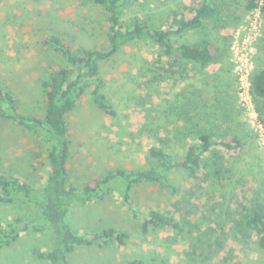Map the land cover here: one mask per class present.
I'll use <instances>...</instances> for the list:
<instances>
[{"label": "rangeland", "instance_id": "374dc122", "mask_svg": "<svg viewBox=\"0 0 264 264\" xmlns=\"http://www.w3.org/2000/svg\"><path fill=\"white\" fill-rule=\"evenodd\" d=\"M227 1L225 14L235 12L240 16L226 18L228 26L224 32L230 34L229 43L221 44L218 31L204 29L200 34L217 40L228 52L237 83V100L243 116L238 118L239 127L229 125L226 129L236 132L241 143L232 150L218 146L230 168L229 176L193 191L192 179L178 171L175 183L180 192L177 194L153 185L134 189L133 196L140 203L182 218L185 229L182 233L151 230L143 234L139 221L131 217L125 206L117 181L111 183L113 190L105 197L86 204L73 202L67 221L74 231L114 227L128 232L130 237L126 245L78 246L70 255L71 264H123L134 257L168 264H228L231 250L235 256L229 262L233 264H264V250L254 239H242L231 225L233 215L229 217L230 213L239 217L232 210H237L245 196L264 197V137L251 113L241 104L231 61L232 40L248 10L243 0H239L242 2H238L237 9L236 0ZM180 3V0H141L127 14L151 15L160 25L165 19L163 12ZM49 33L66 36L76 45L109 44L104 9L92 0H0V83L18 95L25 111L36 115H41L38 106L43 100L40 79L58 60L56 54L42 45ZM256 49L255 62H258L264 59V26ZM158 54L157 47L142 41L124 47L102 62L107 82L105 91L116 105V116L100 111L88 97L69 115L72 145L68 167L78 185L102 176L109 169L141 167L147 161L148 150L158 145L159 136L169 134V130L171 143L179 155L182 141L190 140L177 129L183 123L179 114L181 106L178 107L182 102L200 104L190 114L203 124L204 109L209 108L206 104L209 101L203 99L215 81L205 85L202 80V86L194 91L193 86H188L185 72H166L160 68ZM167 121V128L161 131L160 126ZM215 128L211 130L214 135ZM46 149V143L0 117V155L4 167L38 188L45 184L49 170ZM211 195L214 197L209 202ZM214 202L219 205L216 211L208 208ZM18 214L32 218L33 206L20 200L16 206L0 208L2 218ZM51 237L47 227L42 232H23L13 246L0 249V264L33 262L32 248L52 247Z\"/></svg>", "mask_w": 264, "mask_h": 264}, {"label": "trees", "instance_id": "16d2710c", "mask_svg": "<svg viewBox=\"0 0 264 264\" xmlns=\"http://www.w3.org/2000/svg\"><path fill=\"white\" fill-rule=\"evenodd\" d=\"M92 1L104 9L109 44L105 47L76 45L70 38L58 33H49L42 40V45L56 54L58 60L57 64L48 67L40 79L43 100L38 109L41 115L25 111L18 95L0 83V117L8 119L47 145L49 170L42 188L8 171L0 155V208L16 206L20 200L33 206L32 218L23 214L11 218L0 217V249L13 246L23 232H42L47 227L52 233V247L42 249L34 246V261L28 264H71L70 255L82 245H126L130 235L124 230L110 227L101 231L76 232L67 221L73 202L86 204L109 195L113 190V181L120 185L119 192L125 206L131 217L139 221L143 234L151 230L184 232L182 218L176 213H166L140 203L133 196L134 189L140 185H153L177 194L180 192L175 183L178 171H183L192 179L193 191L204 188L205 184L216 183L230 174V168L218 146L232 150L241 143L238 134L227 127L222 130L215 128L214 135L212 127H204L196 120V115L190 114L189 104L185 101L178 104V107L181 106L179 114L183 123L177 124V129L179 134L183 133L190 140L182 141L179 155L171 143L172 132L169 130V134L159 136L158 145L148 150L147 161L141 167L109 169L102 176L78 185L68 167L72 145L69 115L85 97L100 111L110 116L118 114L115 103L105 91L107 82L103 76L102 62L111 59L124 47L144 41L158 48L157 63L163 71L182 73L192 65L198 75L204 78V72L218 61L220 47L206 34L202 36L200 31L209 27L213 32L220 27L226 29V18L240 17L235 12L225 14L228 11L227 0H180V4L163 12L165 19L159 25L151 15L127 14L141 0ZM238 2L240 4L239 0L234 4L235 9ZM254 6L255 0H244L246 10ZM189 33L196 37L193 39L195 41L188 42ZM251 84L254 104L264 123V59L256 62ZM168 124L167 121L161 125V131ZM213 197L211 195L208 201ZM217 206L218 202L208 204V208L214 211ZM237 206V210L232 211L239 217H233L232 213L229 215H233V229L242 239H254L264 250V197L261 198L260 194L245 196ZM232 255L235 256L233 250L228 255V264H233L229 262ZM123 264L168 263L134 257Z\"/></svg>", "mask_w": 264, "mask_h": 264}, {"label": "crops", "instance_id": "0c3cea01", "mask_svg": "<svg viewBox=\"0 0 264 264\" xmlns=\"http://www.w3.org/2000/svg\"><path fill=\"white\" fill-rule=\"evenodd\" d=\"M242 2V1H241ZM240 2V3H241ZM244 4V0L242 2ZM213 25V24H212ZM228 25H226L227 28ZM206 31L213 30L209 28L205 29ZM224 28H218L217 31L220 33L221 36L220 42L223 46L224 42L229 43L230 34L224 32ZM216 31V32H217ZM221 32H224L223 34ZM188 42H193L195 40L190 39L191 34H188ZM205 36V35H203ZM219 47L221 53L224 49L220 46V43H217V40L210 37ZM259 62V61H258ZM187 75L188 86H193V90L195 91L196 87H199L201 85V81L203 80V83L206 85L208 81H215V85H210V90H207V94L205 93V97L207 96L206 103L209 108L204 109V121L203 125L204 127H218V128H226L229 125H234L235 127H239L237 122H239L238 118H241L243 114L241 113V109L238 104L237 100V83L233 76L232 72V64L229 60L228 52L226 53L225 50L223 51V54L219 55V59L216 63H214L208 70L204 72V78H202L200 75H198L195 68L192 67V65H189L188 70L184 71ZM183 72V73H184ZM193 80L194 82H192ZM199 80V82L197 81ZM196 81V82H195ZM202 86V85H201ZM199 98V97H198ZM200 100V98H199ZM192 105V106H191ZM200 104L193 105L192 103H189L188 110L192 112L194 108H198ZM213 108V109H212ZM208 112V113H207ZM215 139V138H214Z\"/></svg>", "mask_w": 264, "mask_h": 264}, {"label": "built area", "instance_id": "2783aa9c", "mask_svg": "<svg viewBox=\"0 0 264 264\" xmlns=\"http://www.w3.org/2000/svg\"><path fill=\"white\" fill-rule=\"evenodd\" d=\"M264 0H255V6L248 10L246 19L237 28L231 44V61L238 80V94L241 104L251 113L264 137V123L254 104L251 77L256 68V45L264 26Z\"/></svg>", "mask_w": 264, "mask_h": 264}]
</instances>
